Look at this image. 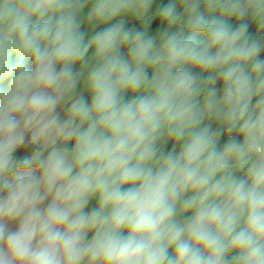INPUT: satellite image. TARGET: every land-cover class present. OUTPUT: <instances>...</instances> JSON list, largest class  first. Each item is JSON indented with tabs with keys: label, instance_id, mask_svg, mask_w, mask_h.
Segmentation results:
<instances>
[{
	"label": "clouds",
	"instance_id": "1",
	"mask_svg": "<svg viewBox=\"0 0 264 264\" xmlns=\"http://www.w3.org/2000/svg\"><path fill=\"white\" fill-rule=\"evenodd\" d=\"M0 264H264V0H0Z\"/></svg>",
	"mask_w": 264,
	"mask_h": 264
},
{
	"label": "trees",
	"instance_id": "2",
	"mask_svg": "<svg viewBox=\"0 0 264 264\" xmlns=\"http://www.w3.org/2000/svg\"><path fill=\"white\" fill-rule=\"evenodd\" d=\"M22 154V153H21Z\"/></svg>",
	"mask_w": 264,
	"mask_h": 264
}]
</instances>
